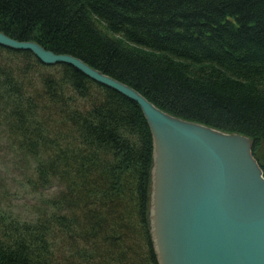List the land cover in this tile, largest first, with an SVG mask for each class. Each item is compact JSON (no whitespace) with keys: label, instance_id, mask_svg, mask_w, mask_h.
Returning a JSON list of instances; mask_svg holds the SVG:
<instances>
[{"label":"trees","instance_id":"trees-1","mask_svg":"<svg viewBox=\"0 0 264 264\" xmlns=\"http://www.w3.org/2000/svg\"><path fill=\"white\" fill-rule=\"evenodd\" d=\"M0 31L250 137L264 176V0H0ZM3 138L33 162V191L56 189L30 220L0 214V264H157L151 135L135 101L0 45Z\"/></svg>","mask_w":264,"mask_h":264},{"label":"water","instance_id":"water-1","mask_svg":"<svg viewBox=\"0 0 264 264\" xmlns=\"http://www.w3.org/2000/svg\"><path fill=\"white\" fill-rule=\"evenodd\" d=\"M0 45L67 64L135 101L151 135L148 220L157 264H264V176L253 140L172 115L81 59L0 31Z\"/></svg>","mask_w":264,"mask_h":264},{"label":"rangeland","instance_id":"rangeland-1","mask_svg":"<svg viewBox=\"0 0 264 264\" xmlns=\"http://www.w3.org/2000/svg\"><path fill=\"white\" fill-rule=\"evenodd\" d=\"M32 167L30 159L20 157L5 138L0 140V214L30 220L42 206L43 199L55 191L54 184L37 192L26 184Z\"/></svg>","mask_w":264,"mask_h":264}]
</instances>
